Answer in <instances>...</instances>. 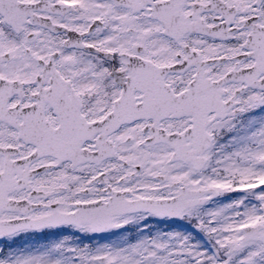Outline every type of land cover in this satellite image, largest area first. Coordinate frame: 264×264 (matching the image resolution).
I'll use <instances>...</instances> for the list:
<instances>
[{
    "label": "snow or ice",
    "instance_id": "obj_1",
    "mask_svg": "<svg viewBox=\"0 0 264 264\" xmlns=\"http://www.w3.org/2000/svg\"><path fill=\"white\" fill-rule=\"evenodd\" d=\"M0 264H264V0H0Z\"/></svg>",
    "mask_w": 264,
    "mask_h": 264
}]
</instances>
